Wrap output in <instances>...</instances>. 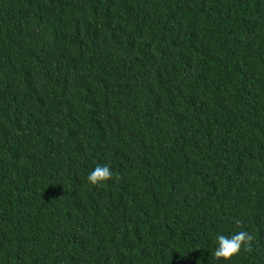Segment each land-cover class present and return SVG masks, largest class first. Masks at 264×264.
<instances>
[{
  "label": "trees",
  "instance_id": "1",
  "mask_svg": "<svg viewBox=\"0 0 264 264\" xmlns=\"http://www.w3.org/2000/svg\"><path fill=\"white\" fill-rule=\"evenodd\" d=\"M0 264H264V0H0Z\"/></svg>",
  "mask_w": 264,
  "mask_h": 264
},
{
  "label": "clouds",
  "instance_id": "2",
  "mask_svg": "<svg viewBox=\"0 0 264 264\" xmlns=\"http://www.w3.org/2000/svg\"><path fill=\"white\" fill-rule=\"evenodd\" d=\"M113 178V172L108 165H97L87 176V181L93 186H102L104 182ZM237 224L240 222L237 221ZM218 244L213 255L216 259L231 261L233 257L240 254L241 250L250 251L253 235L247 231H240L233 235L225 236L217 234L215 237Z\"/></svg>",
  "mask_w": 264,
  "mask_h": 264
}]
</instances>
